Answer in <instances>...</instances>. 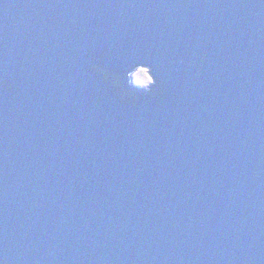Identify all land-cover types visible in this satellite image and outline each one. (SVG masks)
<instances>
[{
    "label": "water",
    "instance_id": "water-1",
    "mask_svg": "<svg viewBox=\"0 0 264 264\" xmlns=\"http://www.w3.org/2000/svg\"><path fill=\"white\" fill-rule=\"evenodd\" d=\"M0 80V264H264V0H0Z\"/></svg>",
    "mask_w": 264,
    "mask_h": 264
},
{
    "label": "rangeland",
    "instance_id": "rangeland-1",
    "mask_svg": "<svg viewBox=\"0 0 264 264\" xmlns=\"http://www.w3.org/2000/svg\"><path fill=\"white\" fill-rule=\"evenodd\" d=\"M148 71L144 68L137 69L132 75H131V82L132 85L137 88H147L151 83L148 81V78L150 77L147 73Z\"/></svg>",
    "mask_w": 264,
    "mask_h": 264
},
{
    "label": "clouds",
    "instance_id": "clouds-1",
    "mask_svg": "<svg viewBox=\"0 0 264 264\" xmlns=\"http://www.w3.org/2000/svg\"><path fill=\"white\" fill-rule=\"evenodd\" d=\"M95 68H96V67L93 68V71H94ZM148 81L151 82V77L148 78ZM5 82H6L8 85H10V87L7 88V89H10V88H11V84H10L7 80H0V85H3ZM146 95H148V96H152V97H155V96H157V95H163V91H162V90L159 88V86L157 85L154 91H152V92H150V93H148V94H146ZM119 98H120L122 101L126 102V103H130L133 107L135 106V100H133V99H125L124 97H122V96H120V95H119Z\"/></svg>",
    "mask_w": 264,
    "mask_h": 264
}]
</instances>
